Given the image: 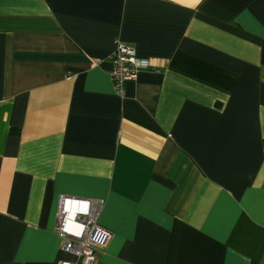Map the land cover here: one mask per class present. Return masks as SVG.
<instances>
[{
	"label": "crops",
	"instance_id": "obj_1",
	"mask_svg": "<svg viewBox=\"0 0 264 264\" xmlns=\"http://www.w3.org/2000/svg\"><path fill=\"white\" fill-rule=\"evenodd\" d=\"M60 194L105 200L95 264H264V0H0V264L76 260Z\"/></svg>",
	"mask_w": 264,
	"mask_h": 264
},
{
	"label": "built area",
	"instance_id": "obj_2",
	"mask_svg": "<svg viewBox=\"0 0 264 264\" xmlns=\"http://www.w3.org/2000/svg\"><path fill=\"white\" fill-rule=\"evenodd\" d=\"M111 60L110 77L120 96L124 95L127 80L136 78L140 70L153 67L149 58L138 55L133 46L122 42L116 43ZM104 205L103 198L59 195L55 232L61 239L62 249L76 258L62 264H95L96 251L104 249L112 238V233L98 223Z\"/></svg>",
	"mask_w": 264,
	"mask_h": 264
}]
</instances>
